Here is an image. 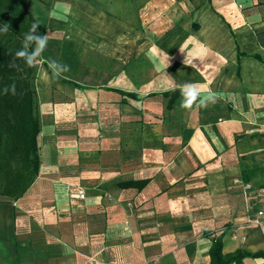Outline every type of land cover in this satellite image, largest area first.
I'll use <instances>...</instances> for the list:
<instances>
[{
    "label": "crops",
    "instance_id": "1",
    "mask_svg": "<svg viewBox=\"0 0 264 264\" xmlns=\"http://www.w3.org/2000/svg\"><path fill=\"white\" fill-rule=\"evenodd\" d=\"M190 1H200L194 12L183 19L181 12L171 24L162 16L169 26L146 36L89 9L97 17L91 31L97 54L117 63L118 52L132 58L118 63L119 85L72 80L90 89L50 88L38 111L37 176L21 196L0 195V264H208L210 231L223 234V252L264 251V232L254 225L231 234L248 214L243 188V203L221 232L212 221L187 217L185 209L187 199V209L197 210L205 182L214 201L225 183L264 184V133L256 131L264 128L262 0L182 2ZM88 8L95 7L81 2L74 9ZM153 46L167 53L169 65ZM194 49L203 60L194 59ZM141 56L145 79L129 81L126 67ZM88 68L96 76L105 69L97 63ZM42 71L49 85L55 76ZM185 82L200 84L201 96L213 92L215 103L205 108L197 100L181 108ZM176 89L167 107L169 97L159 93ZM77 92L90 95L82 99ZM143 179L142 189L131 187ZM74 186L84 190V199L69 197ZM210 206L216 216L215 202ZM242 264H264V257Z\"/></svg>",
    "mask_w": 264,
    "mask_h": 264
},
{
    "label": "rangeland",
    "instance_id": "2",
    "mask_svg": "<svg viewBox=\"0 0 264 264\" xmlns=\"http://www.w3.org/2000/svg\"><path fill=\"white\" fill-rule=\"evenodd\" d=\"M182 1L185 0H174L170 4H152L154 0H25L22 13H29L33 16V24L38 25V35L48 36L47 48L41 53V56L37 58L34 64L37 75L35 86L37 89L38 111L41 104L49 101L50 88H72L71 85L61 82L62 77L76 82L80 81L88 84L96 83L102 85H119L120 81H122L118 80L117 77L122 69V67L118 66V63L119 61L128 63L132 57L129 53L125 57L118 52V56L116 57L119 60H117V63L97 54L91 42V31L94 24L97 23V17H95L96 14L93 15L90 13L91 10L89 9L105 15L110 19L121 21L126 26V31H129L131 34L135 32L146 36V33H151L152 30L157 32L160 27H168L169 22L171 21V24L173 19L176 18L174 16H178L181 12L183 13L182 17H180L181 19L184 16L187 17L189 12H194V8L197 7V2H200L190 1V3L185 2L186 4H184ZM81 2L90 4L95 8H88V10L74 9ZM0 6L3 9L0 10V13L8 11V6H6L5 2L0 3ZM162 16L164 17V19L162 18L164 21L167 18L170 21L168 23L166 22V24L161 22L162 19L159 20V18ZM1 31L0 35H3ZM140 58L135 59L134 57L133 62L126 67L129 81L138 79L139 82L145 79L146 70H144L143 74L141 68L138 67L142 63V60H144V56ZM50 60H57L62 64L68 65L70 71L59 78L52 77L50 84L47 85L46 82H43L46 79V74L42 71H45L43 61L49 64ZM94 63L100 64V66L105 68L102 69L103 72L98 71L97 76L90 72L88 68L90 64ZM77 95H80L83 99L87 98L90 94L87 92H77L75 96ZM65 97L72 99L73 94L65 95ZM136 124H138L137 121ZM235 183V186L231 187L228 183H225V192L219 194L222 192V189L221 191H217L216 200L214 201V199L210 200L208 196V184L205 182L204 190L202 192L200 191V203L196 207L197 210L192 211L187 209V205L189 204H187L188 200L186 199V216L192 218L197 216L198 220L200 219L204 222L212 221L215 225L218 224L215 229L221 232L224 226L229 223L227 220L228 217L235 216L243 203L242 188L244 186L240 181H236ZM212 202L216 204V216L211 211L209 212V207H211L210 204ZM157 219L159 218H153L155 221L154 224H156ZM193 233H195L194 237H196L201 234V230H195Z\"/></svg>",
    "mask_w": 264,
    "mask_h": 264
},
{
    "label": "trees",
    "instance_id": "3",
    "mask_svg": "<svg viewBox=\"0 0 264 264\" xmlns=\"http://www.w3.org/2000/svg\"><path fill=\"white\" fill-rule=\"evenodd\" d=\"M3 2L8 6V11L0 15V30L3 34L0 35V195L16 198L24 194L35 179L41 162L37 143L41 129L35 66L30 67L24 59L16 57V53L23 48V40L30 32L34 18L29 13H22L24 0H0V3ZM260 4L264 8V0ZM5 28L7 31H4ZM32 48L34 45L29 51ZM43 65L46 71L52 74L49 64L43 62ZM61 82L81 90L90 89L87 85L64 77L61 78ZM12 84L16 86V94L13 95L10 90L5 94V87L10 89ZM106 89L124 94L133 100L137 99L136 94L132 92L109 87ZM179 93L180 91L176 89L159 94L169 97L167 107H171ZM242 179L245 182L249 181L247 172L242 173ZM147 183V179L137 180L131 183V187L140 190ZM207 234L214 233L210 231ZM222 235L211 236L208 264H242L244 258L264 257V251L252 253L242 247L232 252H223Z\"/></svg>",
    "mask_w": 264,
    "mask_h": 264
},
{
    "label": "clouds",
    "instance_id": "4",
    "mask_svg": "<svg viewBox=\"0 0 264 264\" xmlns=\"http://www.w3.org/2000/svg\"><path fill=\"white\" fill-rule=\"evenodd\" d=\"M37 26H38L37 24L32 25L30 32L25 35V38L23 40L22 50L16 53V57L24 59L26 64L30 67L36 63L37 58L40 57L41 53H43L47 48L48 36L38 35ZM4 31H7V28H5ZM33 45L34 48H32V50L29 51L30 47H32ZM152 51L159 56L161 63L167 62V64L169 65L170 58L167 55V53L161 52L155 46H153ZM180 51L183 52L182 49H180ZM194 51L197 53L194 59L203 60V53L201 52V50L194 49ZM193 61H191L188 65H191L195 69L197 65L193 63ZM10 66H15V65H10ZM48 66L52 74L58 78L70 71V67L68 65L62 64L57 60H50ZM201 89L202 86L198 83L185 82L180 88L183 100L181 101L179 106L181 108L188 109L191 108L192 105L197 102V100H199V105L205 108L210 103H215L216 100L215 94L209 91L207 95L201 96ZM9 90L13 95H15L16 94L15 84H12L10 89L8 87H5L4 89L5 94H7Z\"/></svg>",
    "mask_w": 264,
    "mask_h": 264
},
{
    "label": "built area",
    "instance_id": "5",
    "mask_svg": "<svg viewBox=\"0 0 264 264\" xmlns=\"http://www.w3.org/2000/svg\"><path fill=\"white\" fill-rule=\"evenodd\" d=\"M256 131L263 134L264 128ZM243 190L248 200L246 205L248 214L244 220V223L231 228V234L235 237L240 235L239 230L245 224L251 226L254 225L264 232V184L261 186L245 184ZM69 197L76 200L84 199V190L81 187H71L69 190ZM211 236L214 237L215 235L211 234Z\"/></svg>",
    "mask_w": 264,
    "mask_h": 264
}]
</instances>
